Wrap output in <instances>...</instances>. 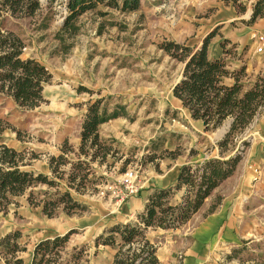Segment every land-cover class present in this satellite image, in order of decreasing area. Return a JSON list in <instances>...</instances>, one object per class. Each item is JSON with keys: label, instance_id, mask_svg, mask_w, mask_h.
Returning a JSON list of instances; mask_svg holds the SVG:
<instances>
[{"label": "rangeland", "instance_id": "rangeland-1", "mask_svg": "<svg viewBox=\"0 0 264 264\" xmlns=\"http://www.w3.org/2000/svg\"><path fill=\"white\" fill-rule=\"evenodd\" d=\"M38 1L41 9L37 15L18 18L3 13L0 27L23 40L22 57L40 62L51 79L43 86V102L34 109L22 108L0 93V119L6 126L0 145L23 152V170L48 175L59 183L60 192L69 191L83 208L67 214L60 205L53 217L44 216L41 207L29 205L26 199L33 190L42 200V192L48 188L41 184L16 198L6 213H0V238L18 233L17 257L30 264L33 248L40 240L74 230L64 253L83 247L80 264H112L121 244L119 237L115 236L112 246L101 242L96 245L97 238L107 236L116 224L136 223L137 217L129 221L119 218L117 223L112 214L114 207L128 198L120 202L116 194L110 195L109 186L115 184L116 191H121V176L132 169L137 172V196L148 182L146 177L151 172L159 174V163L166 159L177 158V162L190 161L186 164L194 165L217 158V143L229 128L227 120L217 130L198 135L184 109L177 107L171 87L179 76L181 63L160 49L161 44L170 41L167 31L185 35L193 31L202 37L217 29L212 40L219 41L216 47L222 49L221 58L233 72L245 68L240 83L247 86L258 75L264 76V45L262 52L257 51L261 38L264 41V17L252 25L246 24L256 0L245 2L247 9L243 14L219 0H140L138 9L132 12L102 6L86 12L75 22L79 30L69 36L60 31L66 0ZM99 12L106 14L100 16ZM42 23L48 28H41ZM57 33L64 36L65 45L70 46L68 51H61ZM103 87L116 92L115 98H101ZM125 93L129 95L123 97ZM98 99L103 100L102 109L107 114L117 104L128 105L123 115L126 119L102 126L101 129H108L115 125L120 137L102 138L110 154L101 164H90L84 187L78 192L67 188L65 179L71 173V164L78 159L76 152L88 103ZM65 142L69 150L63 153ZM233 144V149L232 145L227 146L231 151L225 157L237 152L241 161L233 175L205 200L202 212L177 229L146 230L145 238L154 246L159 264H264V107L235 136ZM61 155L66 163H59L57 173L52 175L49 158ZM61 175L64 179L58 178ZM101 192L105 195L101 196ZM181 194L176 193L171 204L177 203ZM215 204L213 212L225 210L223 222L231 221V243L214 241L192 255L186 254L193 244L192 230L211 214L209 209Z\"/></svg>", "mask_w": 264, "mask_h": 264}, {"label": "trees", "instance_id": "trees-1", "mask_svg": "<svg viewBox=\"0 0 264 264\" xmlns=\"http://www.w3.org/2000/svg\"><path fill=\"white\" fill-rule=\"evenodd\" d=\"M219 1L225 5H232L238 14L246 12L245 2L248 0ZM139 4L140 0H66V15L60 31L65 35H74L79 30L76 20L99 6L117 9L120 12H132L138 9ZM40 9L38 0H1L0 18L3 13L10 17H33ZM105 14L99 12L100 16ZM263 17L264 0H256L252 4L246 24L252 25ZM40 27L46 29L48 25L42 23ZM216 30L209 32L198 48L192 49L186 44L165 41L160 49L172 59L184 63L182 78L174 86L173 95L181 101L184 108L188 109L191 118L201 120L205 132H213L225 121H229L227 133L217 143L219 157L205 159L194 165H182L175 184L166 189L156 190L148 199L143 212L137 215L136 223L116 224L107 232V236L98 237L96 245L101 242L104 246L114 245L115 236L119 237L121 244L112 264H159L154 246L145 238L146 230L177 229L186 224L212 192L233 175L241 161L239 153L235 152L227 158L225 153L231 151L227 149L229 144L233 149L235 136L243 132L264 107V76L258 75L250 85L244 86L240 83L244 67L238 72H231L222 58L209 59L207 49L211 39L216 35ZM55 38L61 41V51H68L70 46L65 45L64 36L57 33ZM24 47L22 39L12 32L2 31L0 27V93L10 97L22 108L34 109L43 102V86L50 81L51 74L37 60L24 59L22 57ZM228 77L233 78L232 84H225L223 81ZM102 103L101 99L88 103L76 152L78 159L71 164V173L68 179H65L67 188H75L78 192L84 187L90 164L92 162L101 164L110 154V149L99 135V126L123 116L125 112V106L117 104L113 111L107 114L102 109ZM5 127L3 120L0 119V135ZM68 150L65 142L63 153ZM32 156L36 158L35 155ZM81 156L84 159H81ZM59 163H66L64 156L49 158L48 164L52 175L57 173ZM126 164L127 162L124 163L122 171ZM24 165L26 164L23 152L0 145V213H6L16 198L41 184L48 188L42 192L44 198L39 200L33 190H30L26 199L29 205L41 207L44 216L53 217L60 205H63V210H67V214L83 208L72 198L69 191L58 190L59 183L48 175L23 170ZM58 178L64 179L63 175ZM178 192H182L180 199L177 203L171 204V199ZM217 204L213 205L208 213H212ZM73 233L74 230H69L63 235L40 240L33 248L30 264H80L84 253L83 247H73L64 253ZM18 238V233L0 238V264H25L17 257ZM63 253L66 258H63Z\"/></svg>", "mask_w": 264, "mask_h": 264}, {"label": "crops", "instance_id": "crops-1", "mask_svg": "<svg viewBox=\"0 0 264 264\" xmlns=\"http://www.w3.org/2000/svg\"><path fill=\"white\" fill-rule=\"evenodd\" d=\"M186 25H187V27L190 26V24H186ZM167 34H168L167 37L169 38L170 41H173L176 43L186 42V45L191 47V48H198V46L201 45L200 43H202L201 41L205 37L204 36L205 34L202 37L194 35L193 31L188 32L186 35L183 32L171 33L169 31H167ZM193 38H195V39H193ZM212 39H211V41L208 45V49H207L208 58L209 59L221 58L223 56L222 49L220 48L219 45H218V47H216V44H219V41L214 42V40H212ZM161 51L164 55L169 56L163 50H161ZM179 63H181V67H180V71H179V76L171 87L172 95H173V88L182 78V73H183V69H184V63H182V62H179ZM226 66H227V69H229V71H231V72L233 71L232 68H230L228 66V64ZM223 81L225 82V84H232L234 82L233 78H229V77L224 78ZM229 81H230V83H227ZM250 84H251L250 82L247 83V85H250ZM99 93H101V98L106 96V98L109 97L111 99H114L115 98L114 95L117 94L113 90H110V89L105 88V87H103L101 89V92H99ZM128 95L129 94L125 93V95L123 97H126ZM172 99L177 104V107L184 109L183 112H184L185 116H188L189 123L193 127V129L195 130V133L198 135H203L204 126H203L202 121L201 120H195V119L191 118V114L188 111V109L184 108L181 101L179 99H177L176 97H174V95L172 96ZM127 108H128V105L125 106L126 110H127ZM125 119H126V116H120L118 118H115L113 120H109L108 122L101 124L98 128V132H99L100 137L101 138L118 139L120 137L121 133L119 132V129L113 127L115 125H112L108 129H101V128H102V126H106L107 124H110L111 122H115V121L117 122L120 120L125 122ZM176 159L177 158L172 159V160L166 159V161L159 163L158 167H159L160 173L158 174L155 172H151L150 175L148 177H146V181L148 180L147 184L144 186V188L139 192V194L137 196L129 197L124 203H122L121 205L118 204L114 207L115 208L113 211L114 213L112 212V214H115L114 218L116 217L117 223H118L119 218L122 221H129V220H132L133 218H136L137 215H139L143 212L145 205L148 202V199L155 193L156 190L166 189V188H169L175 184L180 167L182 165L190 162V161H188L186 163L185 162H177ZM163 168H165L164 171H163ZM207 199H206V201H207ZM206 201L203 203L199 212H202V210L204 209V206L206 205ZM225 216H226L225 210L223 212L215 211L211 214H207L205 216V219L202 220L201 222H199L194 227V229L192 230V232L190 234V236H191L190 239H191V242L193 244H191V247L189 249H187L186 254L192 255L201 246L212 245V243L214 241L218 242L219 240H222V241L226 240L228 243H231L232 237H231L230 229H231L232 224H231V221L223 222V219L225 218ZM119 222H120V220H119Z\"/></svg>", "mask_w": 264, "mask_h": 264}, {"label": "built area", "instance_id": "built-area-1", "mask_svg": "<svg viewBox=\"0 0 264 264\" xmlns=\"http://www.w3.org/2000/svg\"><path fill=\"white\" fill-rule=\"evenodd\" d=\"M261 41H262L260 42L261 46L257 48L258 52H262V49H263L262 46L264 45V41L262 38H261ZM121 178H122V181L120 183L122 184L121 191L120 190L118 192L116 191V189L114 188V186L116 187L115 184L109 186L108 188L110 195L116 194V197L119 198L120 202L124 201L125 199L129 197L135 196L139 191L138 185L135 184V181H137L136 171H133L132 169H127L124 171ZM100 195L104 196L105 194L104 192H101Z\"/></svg>", "mask_w": 264, "mask_h": 264}, {"label": "water", "instance_id": "water-1", "mask_svg": "<svg viewBox=\"0 0 264 264\" xmlns=\"http://www.w3.org/2000/svg\"><path fill=\"white\" fill-rule=\"evenodd\" d=\"M250 14H251V11H250Z\"/></svg>", "mask_w": 264, "mask_h": 264}]
</instances>
